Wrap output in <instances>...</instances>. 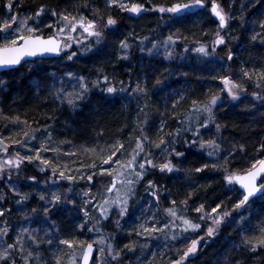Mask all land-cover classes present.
Here are the masks:
<instances>
[{"label": "trees", "instance_id": "1", "mask_svg": "<svg viewBox=\"0 0 264 264\" xmlns=\"http://www.w3.org/2000/svg\"><path fill=\"white\" fill-rule=\"evenodd\" d=\"M197 2L201 8L170 12ZM15 6L39 28L35 36L64 31L76 44H63L58 59L0 74V225L14 229L21 216L54 222L84 247L85 220H69L67 205L78 212L77 195L115 190L117 177L130 176L124 214L147 194L178 225L179 236L168 234L178 245L218 223L185 264H264V191L242 205L230 182L264 157V0ZM137 7L140 15L127 14ZM104 23L100 37L85 36L84 28ZM120 158L123 168L103 173ZM50 188L60 196L45 207L41 194Z\"/></svg>", "mask_w": 264, "mask_h": 264}, {"label": "rangeland", "instance_id": "2", "mask_svg": "<svg viewBox=\"0 0 264 264\" xmlns=\"http://www.w3.org/2000/svg\"><path fill=\"white\" fill-rule=\"evenodd\" d=\"M14 1L16 0H5L4 3L0 1V47L18 45L22 39L29 35L35 36L39 30L26 14L18 13L16 6L12 7ZM109 2L113 3L114 0ZM187 6L191 10L193 3ZM136 9L140 11L141 7ZM218 11L221 13L220 7ZM104 28L105 23L92 28L86 27L85 36L90 34L100 37ZM54 36L63 41V51H68L76 44L75 37L64 31ZM34 160L38 161L37 157ZM125 163L123 158L110 159L105 164L107 169L103 173L107 174V170H120ZM115 183V190H104L101 185L95 186L93 191H84L82 197L77 195L78 212L71 205L66 207L69 220L78 219L81 223L85 220L86 228L81 240H88L96 247L92 264H185L186 258L195 253L199 243L207 240L218 225L213 224L207 235L178 245V239L168 236L170 232L180 235L178 225L162 218L153 198L147 194L139 196L131 211L125 215L124 204L130 195L129 189L132 190L133 179L130 176L117 177ZM23 188L15 192L23 196ZM41 196V202L46 207L55 203L60 194L56 188H50L43 191ZM240 196L242 199V194ZM18 211H21L20 215L27 212L24 208ZM170 219H174L173 214ZM181 224H184V231L191 229L192 225L188 222ZM14 225V229H4L0 225V261L9 256L11 258L12 254L11 264H79L83 248L81 241L79 238L69 241L54 222H26L21 216V220Z\"/></svg>", "mask_w": 264, "mask_h": 264}, {"label": "water", "instance_id": "3", "mask_svg": "<svg viewBox=\"0 0 264 264\" xmlns=\"http://www.w3.org/2000/svg\"><path fill=\"white\" fill-rule=\"evenodd\" d=\"M202 3L197 2L193 8L201 7ZM189 10L188 6L174 7L170 11L174 14L184 13ZM211 11L217 20H220V26H224V20L216 3L211 5ZM130 15H140V11L134 8L127 11ZM62 40L55 36L37 37L28 36L21 40L18 45L0 48V74L11 71L26 62L35 60H54L61 56ZM264 157L249 171L234 175L231 178L232 184L243 196V204L258 196L264 191ZM96 254V247L87 244L83 247L79 264H92Z\"/></svg>", "mask_w": 264, "mask_h": 264}, {"label": "bare ground", "instance_id": "4", "mask_svg": "<svg viewBox=\"0 0 264 264\" xmlns=\"http://www.w3.org/2000/svg\"><path fill=\"white\" fill-rule=\"evenodd\" d=\"M259 161H260V160H259ZM259 161H258V162H259Z\"/></svg>", "mask_w": 264, "mask_h": 264}]
</instances>
